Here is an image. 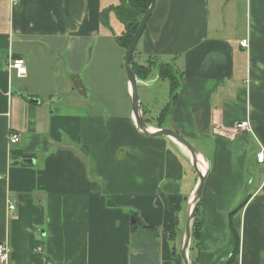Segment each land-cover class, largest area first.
Masks as SVG:
<instances>
[{"label": "crops", "instance_id": "crops-1", "mask_svg": "<svg viewBox=\"0 0 264 264\" xmlns=\"http://www.w3.org/2000/svg\"><path fill=\"white\" fill-rule=\"evenodd\" d=\"M123 2L0 0L2 264H129L134 214L157 232L160 261L180 256L198 177L184 147L137 128L115 40ZM133 56L154 65L138 78L148 125L170 126L209 162L192 261L264 264V0H156ZM17 57L26 76L9 67ZM161 61L178 72L175 99ZM247 119L252 130L229 132ZM15 150L34 162L12 161Z\"/></svg>", "mask_w": 264, "mask_h": 264}, {"label": "water", "instance_id": "water-1", "mask_svg": "<svg viewBox=\"0 0 264 264\" xmlns=\"http://www.w3.org/2000/svg\"><path fill=\"white\" fill-rule=\"evenodd\" d=\"M156 6V0H151L150 5L144 15L142 16L139 26L133 36L131 44L125 53V68L128 75L130 84L132 111L138 130L145 136H167L182 147H184L189 153L193 167L198 173V183L194 190L191 199L188 204L187 218L185 230L183 233L182 242L180 245V256L172 260L160 261L158 253V241L157 232L150 230L147 227H139L136 222V218H131V246L135 252H132L129 257V264H192L191 256V241L193 238V227L196 219V214L202 200V192L205 184L206 177L209 173V166L205 170H201L199 166L200 157L208 162L206 157L200 150H198L185 136L181 135L177 131L173 130L170 126H163L161 128H151L144 118L141 108V98L138 90V77L132 66V56L138 45L140 37L145 29V26L152 15ZM27 162H34V159L26 158ZM209 163V162H208Z\"/></svg>", "mask_w": 264, "mask_h": 264}, {"label": "trees", "instance_id": "trees-1", "mask_svg": "<svg viewBox=\"0 0 264 264\" xmlns=\"http://www.w3.org/2000/svg\"><path fill=\"white\" fill-rule=\"evenodd\" d=\"M150 2L151 0H124L122 5L120 4L119 6L114 8L119 20L125 26V30L121 34L115 35L116 42L118 43L120 47L124 49V51H126L129 45L131 44L133 36L139 26L140 20L142 16L144 15V13L146 12V10L148 9ZM109 11L110 9H107V10H104V12H102L101 18H102V22L105 25L109 24V15H108ZM131 62H132L133 69L139 79H147L151 75L153 71L152 62H148V64L146 65L140 64L134 60V56H132ZM157 71L161 78L169 80L170 95H171V98L174 97L175 99V97L177 96V91L179 89V75L176 70V67L171 62L160 63L157 67ZM164 117H166V115L162 114L159 116V119L162 118L161 125L159 124V126H163ZM145 120L147 122L149 121L147 118ZM31 156L32 154L23 152L21 150H15L12 152V155H11L12 161L18 162L19 160H21L23 161V163L25 162L24 161L25 158H29ZM167 206L170 207L172 210L174 208L169 203H167ZM132 217L136 218V222H138L137 216L135 214ZM200 226H201L200 221L196 214V219H195L194 227H193V239L194 240H197L199 237V233L201 229ZM234 251H235L234 252L235 254L237 251V247L235 248ZM194 262L192 261V264H195Z\"/></svg>", "mask_w": 264, "mask_h": 264}, {"label": "built area", "instance_id": "built-area-1", "mask_svg": "<svg viewBox=\"0 0 264 264\" xmlns=\"http://www.w3.org/2000/svg\"><path fill=\"white\" fill-rule=\"evenodd\" d=\"M18 0H14V3H17ZM241 44L243 46H248V39L242 40ZM9 67L14 69L19 76H26L28 73V67L25 58L23 57H17V58H11ZM221 130V129H220ZM229 132H239L241 130H252L250 121L243 120L238 123H236L234 126L229 127ZM220 132V131H219ZM20 140V136L18 133L12 132L10 134V141L12 143H16ZM257 161L260 163H264V147L261 145V149L256 154ZM9 208L13 210L15 208V205L13 203H10ZM9 257V249L8 245L4 241H0V264H2L4 261L6 262ZM47 264H52L48 262Z\"/></svg>", "mask_w": 264, "mask_h": 264}, {"label": "rangeland", "instance_id": "rangeland-1", "mask_svg": "<svg viewBox=\"0 0 264 264\" xmlns=\"http://www.w3.org/2000/svg\"><path fill=\"white\" fill-rule=\"evenodd\" d=\"M106 10H107V9H106ZM114 11H115V10H114ZM109 12H110V11H109ZM109 12H108V15H109ZM122 27H123V31H124V30H125V26H124V24H123ZM148 62H152V63H153V61H148ZM166 62H168V61H165V62H164V61H161V62H159V63H155V64H156L157 67H158V65H159L160 63H166ZM147 64H148V63H147ZM144 65H145V64H144ZM153 67H154V65H153ZM162 82H163V81L160 82V86H159L160 89H162V88L164 87V83H162ZM165 86H168V82H167V81H165ZM141 91L143 92V86L140 87V92H141ZM163 93H164V92H163ZM161 119H162V118L159 119V118L155 117V118H153V120H154L153 122H154V123L157 122L158 124L161 125ZM148 120H149V119H148ZM149 121H151V119H150ZM207 163H208V162H207ZM193 168H194V167H193ZM193 174H194V176L198 177V173H197V171H196L195 168L193 169ZM186 218H187V216H186ZM185 223H186V222H184V225H185Z\"/></svg>", "mask_w": 264, "mask_h": 264}, {"label": "bare ground", "instance_id": "bare-ground-1", "mask_svg": "<svg viewBox=\"0 0 264 264\" xmlns=\"http://www.w3.org/2000/svg\"><path fill=\"white\" fill-rule=\"evenodd\" d=\"M199 166L201 168V170H205V168L208 166V163L206 160H204V158L201 156L200 157V162H199Z\"/></svg>", "mask_w": 264, "mask_h": 264}]
</instances>
